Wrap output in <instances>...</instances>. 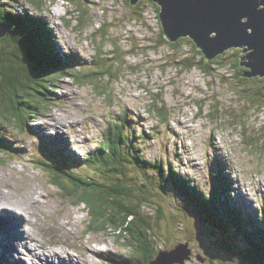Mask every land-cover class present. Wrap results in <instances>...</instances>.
Here are the masks:
<instances>
[{
    "label": "rangeland",
    "instance_id": "rangeland-1",
    "mask_svg": "<svg viewBox=\"0 0 264 264\" xmlns=\"http://www.w3.org/2000/svg\"><path fill=\"white\" fill-rule=\"evenodd\" d=\"M151 1L140 0L135 10L126 0H77L73 3L60 0L56 4L49 2L44 9L28 0H15L9 1L11 6H7L25 9L29 16L38 18L42 27L48 26L45 31L57 46L55 54L72 55L79 61L70 64L72 69H69L77 72L76 77L95 68V56L101 54V59L111 58L115 52L113 43L120 47L123 55L127 53L122 77L104 80L99 74L92 75L81 84L75 82L74 77L62 79L49 105L34 115L23 130L2 128L0 123L3 136L0 137L3 146L0 160L4 161L0 164V203L8 206L9 213L19 208L23 209L17 210L21 214L31 210L26 215L30 224L23 227L34 242L31 241L29 247L33 249L37 242V247H43L46 253L56 252L68 260L69 256L75 258L68 261L60 257L61 264L66 261L68 264H88V261L90 264H121L122 259L133 258L138 242H134L130 232L117 234L114 228L100 231L97 228L100 223L94 225L86 207L77 205L73 196L68 197L65 190L55 186L38 166L43 158H53L45 154L48 151L51 156L73 159L76 163L73 162L72 167L86 176L106 175L104 164H99L98 169L86 168L84 159L103 144L112 118L117 121L125 118L123 121L130 127L123 131L125 134L135 131L143 135V140H137L138 146L148 158L164 160L168 176L172 164L181 178L194 179L211 199L214 188L223 185V182L218 183L217 171L230 175L232 186L228 183L229 188L221 192L225 193L222 199L239 208L241 218L237 213V225L241 224V219L245 221L240 227L244 230L243 236L230 233L240 247L248 246L247 236L264 229V98L251 95L260 91L264 84L239 80L246 77V73L241 75L230 63L211 70L213 75L202 72L197 66L190 67L191 60L195 64L191 43L182 41L180 51L170 42L163 43L158 8ZM80 6L89 9L84 15L82 30L78 28L82 17L77 9ZM100 44H104L103 50ZM80 61H85L88 67L83 68ZM231 61L237 59L233 56L228 60ZM248 88L257 92L247 95ZM161 101L171 114L169 119L164 120L153 108ZM243 123L247 130L241 127ZM60 127L63 129L58 134ZM222 166L229 169L225 172ZM137 173L136 168L128 167L127 184L140 182ZM148 176L142 179L148 184L146 195H150L152 203L146 205L143 212L148 219L155 214L154 221L162 205L166 214L158 225L152 224L153 235L148 232L149 240H156L158 251H171L178 244L189 245L192 260L185 264H223L215 258L222 257L226 261L229 254L212 236L207 224L201 223L186 208L181 207L180 211L175 199L162 192L158 177ZM221 192L218 189L214 194ZM187 203L192 204L191 201ZM11 207L16 210L10 211ZM191 209L197 214L193 206ZM204 214L198 215L208 220ZM1 227L5 228L0 224ZM215 227L223 231L219 225ZM8 243L11 242L5 240L0 245V255L5 253ZM15 245L20 252L22 240ZM94 249L101 252L95 254ZM18 252L13 253L18 260L15 263L22 264L19 262L22 257L24 264H30V257ZM0 258L5 261L2 256ZM33 263L44 264L38 256Z\"/></svg>",
    "mask_w": 264,
    "mask_h": 264
},
{
    "label": "trees",
    "instance_id": "trees-1",
    "mask_svg": "<svg viewBox=\"0 0 264 264\" xmlns=\"http://www.w3.org/2000/svg\"><path fill=\"white\" fill-rule=\"evenodd\" d=\"M58 1L60 0H28V2L39 9H44L49 2L56 4ZM61 1L73 3L77 0ZM126 1L135 10L136 7L132 6L131 0ZM151 2L154 3L159 12V6L154 1ZM5 7L6 5L0 4V24H6L10 29L9 35L4 39H0V123L2 128L16 127L23 130L28 121L35 117L34 115H38L40 111L43 112L45 106L49 105L48 101H50V97L56 90V85L60 84V80L63 81L62 79L74 77L75 82L81 84L85 78L92 75L99 74L104 80L108 78L114 80L121 76L122 67L126 66L124 57L125 55L127 56V53L123 55L124 52L121 51L116 43H113L115 52L111 58L101 59V54L95 56L93 60L95 68L88 70V73L83 72L80 77H76L78 75L77 72L69 70L72 69L69 65V62L73 61L72 55L66 56L64 54L60 57L59 54H55L56 46L51 41L53 37L45 31L48 28L47 25L42 27L41 22L36 17H31L27 13L19 14L16 9L7 10ZM77 9L82 15L78 25V28H81L84 23V15L89 12V9L86 7L83 9L81 6ZM45 11L48 12L49 10L45 9ZM158 19L162 23L160 16H158ZM159 27L163 35V41H165L163 43L170 42L165 36L162 25ZM182 41L190 42L194 51L193 60L195 64L193 65L191 60L190 67L197 66L202 72H209V74L213 75L214 73H211V70L215 71V69L224 68L230 63L231 68L233 70L238 69L241 75L249 72V69L240 63V60L242 61V58L246 56L243 49L228 51L207 62L204 53L197 48L196 43L192 39L180 38L177 42L170 43L177 51H180ZM101 42L104 43L103 37ZM100 47L103 50L104 44H100ZM233 56L237 61L228 62L229 58ZM81 61L80 64L83 65V68L88 67L85 61L82 63ZM196 61H198L197 65ZM74 62L78 64L79 61L75 59L72 63ZM213 65L215 66L212 67ZM73 72L75 73L72 74ZM239 80L264 84V78L259 76L256 78L241 77ZM246 92L248 95L257 91L248 88ZM263 94L264 85L260 86V91L251 95L264 98ZM153 108L158 111L164 120L169 119L171 114L164 102L161 101L155 104ZM122 120H125V118L122 117ZM125 124H127L126 121L120 122L112 118L108 132L105 134L104 142L97 150L96 158H89L85 161L87 165L85 167L91 169L94 167L98 169L99 164H104L106 175L98 173L96 177L86 176L72 167L73 159H66L64 156L61 157L59 155L54 157L49 155V157L53 158L42 159L40 165L38 164L39 169L47 173L49 178L55 182V186H60L61 190H65V194L68 197L73 196L77 205L86 207L88 216L94 225L100 223L97 226L98 229H101L100 231L106 228L113 230L114 228L117 234L127 232L132 234L134 242H138L133 249L135 250L133 258L126 256L127 259H122L121 264H151L161 252L158 251L155 245L156 240H149L148 232L152 233V224L158 225L166 214L165 209L161 205L158 207V218L153 221L155 214L149 216L150 222L143 212L144 207L152 203L150 195H146L145 188L148 184L142 179L144 177L149 178L148 175L150 177L154 175L158 177L162 184V192L170 194V198L175 199L174 203L180 211L181 207L190 210L201 223H206L208 228L212 230V236L220 241L222 247L229 254L226 261L222 257L215 259L220 260L223 264H264V229H257L255 234L250 235V237L247 236L249 244L246 248L240 247L230 236V233L243 236L244 230L240 227L242 223H245L241 219V224L237 225L236 216L238 215L241 218L239 208L230 203L228 204L222 199L225 193L221 192V190L223 188L225 190L228 189L229 184L232 186L230 175H224L223 171L220 174L218 170L217 175L220 179L218 183L223 182V185L214 188L213 198L211 199V195H207L199 188L194 179L181 178V173L175 168L172 169V164H170V175L168 176L165 161H154L148 158L142 148L138 146L137 140H143V135H138L135 131L132 134H125L123 131L126 128H130L128 124L127 126ZM241 127L246 129L245 123L241 124ZM244 132L247 133L246 131ZM0 137L3 136L0 135ZM0 161V164L4 162ZM79 166L81 168V165ZM131 166L138 170L139 179L137 180H140V182L135 181L133 184H127L129 181L127 171L128 167ZM93 173L95 174L94 171ZM103 181H108V183L105 184ZM140 184L141 186L139 187ZM69 185L73 188L69 187ZM218 189L221 194H214ZM187 191L192 193L186 194ZM184 193L188 195V198H185ZM118 195H122L120 200ZM226 195L228 196V194ZM187 201H191L192 204H188ZM192 206L197 210V214L191 209ZM117 208H119V211H117ZM205 212L209 213L204 214ZM199 213H203L209 219L200 218ZM217 225L222 227L223 231L216 229L215 226ZM245 226L249 228L247 225ZM208 259L210 260V258Z\"/></svg>",
    "mask_w": 264,
    "mask_h": 264
},
{
    "label": "water",
    "instance_id": "water-1",
    "mask_svg": "<svg viewBox=\"0 0 264 264\" xmlns=\"http://www.w3.org/2000/svg\"><path fill=\"white\" fill-rule=\"evenodd\" d=\"M159 5L160 25L168 41L192 39L206 61L243 49L246 77L264 78V0H153ZM140 0H131L132 6ZM129 5V3H127ZM0 24V39L9 35ZM163 38V35L160 31ZM192 259L189 245L160 252L151 264H185Z\"/></svg>",
    "mask_w": 264,
    "mask_h": 264
},
{
    "label": "bare ground",
    "instance_id": "bare-ground-1",
    "mask_svg": "<svg viewBox=\"0 0 264 264\" xmlns=\"http://www.w3.org/2000/svg\"><path fill=\"white\" fill-rule=\"evenodd\" d=\"M157 6H159V5L157 4ZM119 121L122 122L123 120L120 119ZM67 126H69V125H65L64 127H67ZM61 129H63V128L60 127L59 128V131H57L58 134H61V132H60ZM62 134L64 135L65 133L63 132ZM69 145H70V143H69ZM97 153H98V151L96 150L94 153H92L87 158H85L84 159V162L86 160H88L89 158L95 157ZM74 163H76V162H74ZM79 165L80 164H77V166H79ZM223 168H224V171L225 172L229 169V168H226V167H223ZM85 170H87V169H85ZM217 173H218V171H217ZM38 202H39L38 204L41 205V202L40 201H38ZM43 203L45 205V202L44 201H43ZM15 210L16 209H13L11 207V210L10 211H15ZM17 210L18 211H23L22 208H19ZM17 210H16V212H10L9 213L8 206L5 205L3 202L0 203V224H1V226H4L6 228V229L5 228H2V227L0 228V245L3 244L5 240L11 242V243H8L9 246L5 249V253L2 254V255H0V256H2L5 259V261H4L2 258H0L1 261H2V264H16L15 262L18 261V260L16 259L17 257L13 256V253H17L18 250H17V246L15 245V243H17V242H19L21 240H22V250L20 252H18V253L21 256L30 257V264H34L33 263V259L35 258V256H38V259L41 260L44 264H61L60 263V257L61 258H64L63 256H61V254L56 253V252H54V253H46V251L43 249V247H40V248L37 247V242H36L35 246H33V249L29 247V244H31V241L33 242V240L31 238V236L29 235V231L27 229H25L23 231V227L26 226V225H28V224H30V221H28V219L26 218V215L27 214L29 215L31 213V210H28L24 214L19 213ZM4 217H6V218H4ZM14 219H18V221L20 223L17 222V221H15ZM259 224H261V223H259ZM25 242L27 243V245H25ZM90 244H92V243H90ZM5 246H6V244H5ZM2 248H5V247L3 246ZM8 250L10 251L11 254L9 253ZM92 251L95 254H99L101 252V251H99L97 249H94ZM68 258H69V260L67 258H64V259H67L68 261H73L75 259L74 257H71V256H69ZM51 260H53V261H51ZM189 260L190 259L186 260V262L189 261ZM68 261L64 262L63 264H68ZM19 262L22 263V264H24L22 257H21V259H20ZM87 263L90 264L89 261Z\"/></svg>",
    "mask_w": 264,
    "mask_h": 264
},
{
    "label": "clouds",
    "instance_id": "clouds-1",
    "mask_svg": "<svg viewBox=\"0 0 264 264\" xmlns=\"http://www.w3.org/2000/svg\"><path fill=\"white\" fill-rule=\"evenodd\" d=\"M9 1H11V2H15V0H1L0 1V4L1 5H6V9L7 10H14V9H16V8H13V7H11L10 9L7 7V6H11L10 5V3H9ZM17 10V12H19V14H25L26 13V10H22V9H16ZM36 19H38L37 17H36ZM52 42H53V38H52V40H51ZM55 45V44H54ZM56 46V45H55ZM50 50V49H49ZM56 51H57V46H56V50L54 51L55 53H56ZM76 58H73V61L75 60ZM72 61V62H73ZM75 63V62H74ZM26 127V126H25ZM1 139V138H0ZM5 153V152H4ZM46 153H47V155H50V153L48 152V151H46ZM59 156H61V155H59ZM54 157V156H53ZM61 157H63V155L61 156ZM264 219V218H263ZM259 222V221H258ZM259 223H261V222H259ZM179 245V244H178ZM175 248V247H174Z\"/></svg>",
    "mask_w": 264,
    "mask_h": 264
}]
</instances>
